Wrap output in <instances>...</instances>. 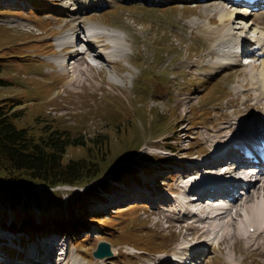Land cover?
I'll use <instances>...</instances> for the list:
<instances>
[{
  "label": "rangeland",
  "instance_id": "rangeland-1",
  "mask_svg": "<svg viewBox=\"0 0 264 264\" xmlns=\"http://www.w3.org/2000/svg\"><path fill=\"white\" fill-rule=\"evenodd\" d=\"M64 1L0 0V57L7 58L9 64L3 73L8 86L0 87V100L10 99L20 104L23 124L54 126L70 137L72 145L65 161L90 157L99 161V165L103 163V172L88 185L58 187L51 191L59 192L56 195L64 202L72 196L78 197L73 210L76 217L72 216L73 212L68 213L65 216L67 227L56 234L55 228L41 230L42 217L46 214L42 206H35L38 210L36 224L30 225L24 218L15 223L24 203L20 204L14 194L22 187L1 178L0 194L5 197H0V251L4 258L17 261V256L9 257L5 247L22 249L33 241H39V247L49 243L57 246L54 239L66 236L72 253L67 257L68 264H165L170 260L159 262L165 256L160 252L178 253L182 245L207 240L205 236L198 237L202 227L187 228L177 223L172 228V236L163 231L167 227L162 214L172 217V223L191 216L180 218V212L173 208L159 210L158 215L157 209L145 199L149 192L155 191L162 192L156 193L161 198L164 192L172 196L176 187L181 188L183 173L192 163L203 164L204 158L244 130L245 124L251 123L253 118L264 117V96H257L262 91L259 88L258 91L248 90L249 84L243 85L252 76L253 64L221 62L223 56L215 51L234 50L235 46L218 45L212 35L199 34L198 30L205 33L211 27L215 30L222 26L218 19L211 22V27L204 24L211 14L205 12L206 3L103 0L102 7L90 10L87 15L107 23L111 30H114L112 25L124 28L126 31L122 30L121 36L126 34L133 42L129 45L122 40L128 56L121 58L117 66L86 53L89 60L105 65L102 67L105 70L90 67L93 71L83 78V87L69 88V79H65L67 86L63 83L62 88L46 94L44 89L55 86L66 76L59 44L72 34L69 32L72 20L69 22V15L61 19L56 12L60 9L69 13L62 7ZM83 19L81 24L86 26L88 17L83 15ZM192 20L199 22V28L191 26ZM236 23L232 25L236 27ZM194 30L198 32L196 37ZM51 40L55 44L54 51L44 50L45 43L47 48H53ZM88 45L84 43V47ZM140 57L143 59L137 62ZM256 58L260 59L252 63L261 65L264 57ZM213 74L217 76L212 77ZM256 76L261 84V76ZM185 92L188 95L182 99ZM225 125L230 127L221 130ZM102 147L108 148L110 153H100L98 149ZM113 166L115 169L111 171ZM205 170L201 174L210 175V171ZM173 173L178 176L172 177ZM104 179L113 189L106 191L99 186L93 191ZM28 191L44 194L45 189L41 185ZM175 191L178 194H173L172 198L180 197L179 191ZM178 208H183L182 204ZM244 212L247 214L246 210ZM231 215L235 216L236 223L245 222V217L235 211ZM212 221L204 224H213ZM152 230L156 233L152 234ZM39 232L51 237L35 240L34 235L38 238ZM214 240L206 255L198 253L195 258L204 255L202 259L207 264H264V236L250 248L238 239L236 250L233 246L222 248L215 243L218 238ZM101 241L110 242L117 255L96 257L94 250Z\"/></svg>",
  "mask_w": 264,
  "mask_h": 264
},
{
  "label": "bare ground",
  "instance_id": "bare-ground-1",
  "mask_svg": "<svg viewBox=\"0 0 264 264\" xmlns=\"http://www.w3.org/2000/svg\"><path fill=\"white\" fill-rule=\"evenodd\" d=\"M145 1H147V0H145ZM150 1L157 2L158 0H150ZM221 1H222V3H224L225 6H227L228 2L226 0H221ZM196 2H202V4L206 3V5H204L205 6V12L211 13L208 15V20L204 22L205 25L211 27V25H212L211 22L213 20H217V19H218L217 21H219L222 25L220 27L217 26L215 28V30H213L211 27L205 33L198 30L199 34H202L205 36H209V35L211 36L212 35L213 40H214L213 42H217L218 45L226 44V46H229L228 42L230 40H233V42H235V41L237 42L239 40L238 39V32L240 30L241 35H244L241 42H244V45L247 46V44L250 41L249 38H251L248 35H246V34H248V33H246V32H248V30L238 29V27H234L232 25L233 17L235 16V14L239 15V13H235V11H232L231 9L226 8L224 5L218 4L219 3L218 0H196ZM85 3H88V1L87 0H66L63 2L62 7L67 9L69 11V13H66V11L60 10V9L56 12H58L59 15H61V17H60L61 19L66 18L65 16H67V15L70 16L69 22H71V20H72L71 26L69 29L70 31L71 30L73 31L76 28L82 27L81 22L84 21L83 15H85L86 17H88V19L85 22L90 20L91 21L90 23H93L99 29V34L101 35V37L115 36L114 41H115L118 53L116 55H114V61H113L111 55H110V58L109 57L105 58L104 56L100 55V54L105 55L104 53H108L109 50L107 48H102V50H100V49H96L94 45L89 44L86 49L79 51L78 50L79 47L75 46L74 48L76 50H73L70 54L71 55L70 65H68V66L65 65V67H68V70L66 72L68 75H66L65 77H61V79L59 81L60 83L57 85V87H59V88H62V86H64L63 83H65L67 86V82L65 81V79H69V84L71 85V86H69V88H72V89L83 87V85H85L82 82L83 78L87 77L89 72L93 71L91 69L93 66L90 63L89 58L87 56H85L86 53L93 54L96 57H98V56L102 57V58H104V60H106V62H112V64L118 66V64H120L121 58L128 56L126 46L124 45L122 40H125L127 42V44H129V45L133 44L132 41H129V38L127 37L126 34L124 36H121L122 30L126 31L124 28L112 25L114 27V30H111V27H109V25L107 23L104 24L103 22L93 20L90 18L91 15H87V12H90V10L93 11V10H96L99 7L103 6V3H104L103 0H97V1L91 0L88 3V5H86V6L84 5ZM218 7H220V9ZM238 8L239 7H236L235 10ZM243 10L247 11V9H243ZM256 14L257 15H254L255 17H251V16L249 17V15H248V17L250 18L249 26L251 29H253L256 32V33H254L255 37L258 38V39H256V43L263 44V46L261 48H259L258 51H261V50L264 51V8H262V11H260L259 13H256ZM218 16H220L221 18ZM244 17H246V16H244ZM246 22L248 24V19L246 20ZM198 23L199 22L197 20H192L190 22L191 26H193L196 29L199 28V26L197 25ZM117 31H119V32H117ZM198 32L196 30H194V34H195L194 37L197 36ZM82 38H85V36L83 35ZM82 43H85V42L83 41ZM46 45L47 44L45 43V46L43 49H45ZM51 45L53 46V48L55 47V44L52 42V40H51ZM103 47H105V46H103ZM215 53L220 55V56H225V55L229 54V50L223 49L220 51L218 49L215 51ZM257 57H259V56H257ZM137 59H143V58L140 57ZM137 59H136V61L138 62ZM235 59H239V58H233V61ZM255 59L259 60L260 58L255 57ZM223 63L235 65V64L241 63V61L236 60L232 63H227V62H223ZM107 64H109V63H107ZM243 64H245V63H243ZM252 64H253V68L250 69L252 76L249 77V80H245L243 82V85L247 86L249 84L248 90L253 88V89L258 91V88H259L263 93L259 92L257 96H258V98H261L262 96H264V88H263L264 87V58H263V63L261 65L254 64V63H252ZM104 66L105 65H102V67H104ZM69 67H74V68L69 69ZM124 69H127V68L124 67ZM101 70H105V69H101ZM44 73L45 72H43L41 74H44ZM47 74L49 75L51 73H47ZM255 74H259L261 76V78H262L261 84L258 83L259 82V76L254 77ZM213 75H215V74H213ZM89 78L90 77H88V79ZM250 80L253 82H251ZM57 87H56V89H57ZM186 95H188L187 92L183 93L182 99H184ZM248 97L250 98L251 96H248ZM191 100L192 99L189 97V101H191ZM253 105H255V104H252V106ZM254 107H259V106H254ZM227 127H230V126L225 125L222 127L221 130L225 131V129ZM249 131L250 130H247L246 132H249ZM224 138H225V136H224ZM229 142H231V139L228 140V143ZM224 149H225V146H222L220 149L216 150L211 155H209L208 158H204L203 164H200L198 162L192 163L193 164L192 167L188 168V170L183 173L184 174L183 181L189 177L195 176V175L203 172V170L207 169L206 167H214L212 169H216V170H212V172L221 173L219 171L221 163L229 161V160H227L229 158V154L227 155L226 158L223 157L222 153H223ZM231 153H232V157L235 158V156H233L234 151H232ZM235 164H236V159L232 160L230 163L225 164L223 167L226 169L227 172H233L236 170ZM208 170H211V169H208ZM243 172H245L247 176L252 178L253 174L250 170H248V171L244 170ZM171 175H172V177L178 176L177 173L176 174L173 173ZM263 176H264V174L259 172L256 181L251 182V184H249V187H252L253 191L249 190L248 193L246 194V196H239L238 199L236 200V202L231 207H228V206L227 207H221V206H211L210 207L211 209L214 210L215 214L211 215L210 214L211 212L209 211L206 214V217H207L206 220H203L202 222H208V221H212V220L219 219V218H221L222 220L219 223L212 221L213 224H210V225L204 224L202 226V230L198 234V237H204L205 236V239L207 241L206 242L205 241H194L193 244H190V249L193 251L192 254L194 255V257H196L198 253L206 255V253L208 252V248L213 247L214 241H212V235L215 236V239L218 238V241L215 242V243H217L216 245L219 244L220 247H222V248L233 246L235 250H236V243H237L238 239L245 241L247 243V247L250 248V247L256 245V243L258 242V239L261 236H264V200L260 199V198L264 197V178H263ZM202 179H203V176H200V180H195L191 183L183 182L181 188L176 187L177 191H179V193L181 194L180 197H176V198H172L171 196H169L167 194V192L166 193L164 192V198L158 197L156 194V193L162 194L161 191L149 192L146 199H145L146 203H152L154 206L157 205L155 208V210L157 209L156 213H159V210H165V209L173 208V210L176 212L177 211L181 212V210H182L184 212L183 217H190L193 213H196V215H199V211L196 208H194V206H193L195 203V200L191 199L190 197H191V194L193 193L194 189H197L200 186ZM144 180L147 184L149 183V181H147V179L144 178ZM156 180L158 181L159 179L156 178ZM220 181L223 184H225L226 186H230L233 184V182H231L230 178L222 179L221 176H218V179L214 180V182L217 184H219ZM255 185H258V186H255ZM243 192L244 191H241V193H243ZM225 193L228 196L231 195L230 191H228V190L225 191ZM204 195H205V193H202V196H204ZM181 204H182L183 208H178V206ZM174 205L175 206L178 205V206L176 208H174L173 207ZM244 210H246L247 214H245ZM234 211L237 215L242 216V217L244 216L245 222L241 221V222L236 223L234 221L235 216L231 215ZM169 218H170V220L172 219V217H170V216H169ZM222 222H224V223L221 224ZM173 224L174 223H172V225ZM230 226H231V228L229 229ZM249 226L250 227L255 226V231L254 232L247 231ZM217 230H218V232H217ZM45 238H43V237L40 238V241L45 240ZM231 239L235 240V242L232 243ZM4 240L8 241V239H4ZM54 242L58 246V251H57V248L53 244L49 243L48 248L50 250V253L55 254V253L60 252L61 256H59V260L63 264H68L67 257L69 255V253H67V250H65V248H66L65 244L66 243H63L62 239H58L57 237L54 239ZM187 245L188 244L182 245L180 247L178 253L182 251V253L188 254L187 250H189V247H187ZM36 246H37V249L39 248V250L36 251L35 254H37V256H39V254L42 251L40 249L42 248L43 245H40V247H39V241H37ZM46 246H48V245H46ZM64 255H66V256H64ZM115 255H117L116 251H115ZM119 255H121V252H119ZM203 257H204V255H203ZM203 257H200V259Z\"/></svg>",
  "mask_w": 264,
  "mask_h": 264
},
{
  "label": "trees",
  "instance_id": "trees-1",
  "mask_svg": "<svg viewBox=\"0 0 264 264\" xmlns=\"http://www.w3.org/2000/svg\"><path fill=\"white\" fill-rule=\"evenodd\" d=\"M47 47L48 45L45 47L46 51H54V48ZM6 59L0 57V87L8 86L7 80L3 77L9 65ZM137 60L139 62L141 59ZM58 84L53 87L48 86L44 92L47 94L53 91ZM19 105V103L14 104L10 99L0 100V181L4 178L3 181L9 180L7 182L23 188L14 194L20 204L24 203L23 210L14 219L16 224L19 218H24L23 220L28 221L30 225L36 224L38 210L35 206H42L43 213L45 211L46 214L42 217L41 230L55 228L61 231L67 227L65 216L73 212L78 197L72 196L71 200L64 202L60 200L59 195H56L59 192L51 191L58 186L88 185L93 179L100 177L103 163L99 165V161L90 157L65 161L67 150L72 145L71 138L54 126L46 127L33 122L23 124ZM98 151L102 154L110 153L108 148L103 147ZM114 169L113 166L111 171ZM41 185L45 189L44 194L28 191ZM99 186L109 190L112 185L104 179L98 182L93 191ZM23 190L27 192H22ZM0 197L4 198L5 195L0 194ZM72 216L76 217L74 212ZM55 219L62 222H56Z\"/></svg>",
  "mask_w": 264,
  "mask_h": 264
},
{
  "label": "water",
  "instance_id": "water-1",
  "mask_svg": "<svg viewBox=\"0 0 264 264\" xmlns=\"http://www.w3.org/2000/svg\"><path fill=\"white\" fill-rule=\"evenodd\" d=\"M94 255L98 258H108L115 255V251L111 243L107 241H101L96 250H94Z\"/></svg>",
  "mask_w": 264,
  "mask_h": 264
}]
</instances>
